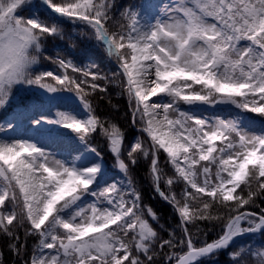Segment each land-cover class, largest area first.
<instances>
[{"label": "snow or ice", "instance_id": "obj_1", "mask_svg": "<svg viewBox=\"0 0 264 264\" xmlns=\"http://www.w3.org/2000/svg\"><path fill=\"white\" fill-rule=\"evenodd\" d=\"M5 21L54 65L26 84L86 115L40 117L73 137H0V264H264V0H0ZM49 38L68 48L45 55ZM110 86L123 129L90 99ZM141 158L176 224L144 204Z\"/></svg>", "mask_w": 264, "mask_h": 264}, {"label": "trees", "instance_id": "obj_2", "mask_svg": "<svg viewBox=\"0 0 264 264\" xmlns=\"http://www.w3.org/2000/svg\"><path fill=\"white\" fill-rule=\"evenodd\" d=\"M56 2H60V0H56ZM119 2V0H118ZM125 4L129 2V0H123ZM21 15L28 17V12H22ZM67 30L71 32L72 26L68 25ZM77 40L80 38L77 36ZM55 46V47H54ZM68 48V41L61 40L60 38H56L53 41L51 38L46 42V49L45 55L47 56H54L56 54L57 49H67ZM79 59V57H77ZM54 65L50 62V60L44 59L41 57L40 64H36L33 66L32 71H46L52 70ZM90 79V78H89ZM51 82V81H50ZM101 86H103V82H100ZM87 87V86H85ZM46 90L40 89L38 86L29 85L25 83H17L12 87L10 95L8 96L6 102L3 106H0V123L3 118L11 114L13 112H22L23 110L28 109L32 104L35 102H41L44 99V92ZM117 89L113 87H109L106 93H101L99 89L96 90L95 93L91 96V102L94 108L95 115L100 117L101 119H109L115 123L122 129L125 128V115L127 123L130 124L132 122V114L130 109L128 108V102L126 96H117L116 95ZM58 93H62L65 95H69L70 97L74 98L78 103L81 104L79 98L71 91H57ZM115 104L118 108L113 109L112 105ZM82 105V104H81ZM135 139V131L134 129H129L126 131L124 143L127 145V148L131 149V144L134 142ZM93 144L98 146L99 149L102 151V154L105 156V161L110 166H115L114 164V157L111 155L108 149V142L107 137L104 136L100 129L97 130L92 134ZM127 157V151L124 152V157ZM163 159V157H161ZM131 175L138 181L142 195L144 204L148 205L153 209L157 215L161 216L162 219L160 223H164L167 227V222L171 220V223L174 225L178 222V217L172 214L171 206L165 202L163 199L156 194L151 186V178L148 176V164L144 162L143 158H141L140 165L135 167L131 171ZM163 181L161 182V188L163 189ZM176 191H179L177 189ZM239 191V190H237ZM264 207V204L261 205ZM252 211V209H248ZM258 211V210H256ZM149 223L153 225L154 228H159V225L155 223L151 219V217H147ZM167 238L166 233H161ZM22 235V233H21ZM211 237H209L210 239ZM35 241L29 240L27 247L29 250V255L31 254V248ZM0 251H3V239L0 238ZM9 254L4 252V256L7 257ZM219 259L223 262L225 260L224 256L219 257ZM7 264H11V261L8 260Z\"/></svg>", "mask_w": 264, "mask_h": 264}, {"label": "rangeland", "instance_id": "obj_3", "mask_svg": "<svg viewBox=\"0 0 264 264\" xmlns=\"http://www.w3.org/2000/svg\"><path fill=\"white\" fill-rule=\"evenodd\" d=\"M44 101L35 102L28 109L22 112H14L7 115L1 125H11L6 131L7 137L3 132H0V137L10 139H26L35 142L40 141L42 137L48 135H60L73 137L70 130L61 128L56 124H49L40 117L55 116L56 111L70 113L76 117H83L86 115L80 103L65 94L53 92H44ZM36 121V123H34Z\"/></svg>", "mask_w": 264, "mask_h": 264}, {"label": "clouds", "instance_id": "obj_4", "mask_svg": "<svg viewBox=\"0 0 264 264\" xmlns=\"http://www.w3.org/2000/svg\"><path fill=\"white\" fill-rule=\"evenodd\" d=\"M38 63V51L16 32L14 24L0 23V99L7 98L15 84H26Z\"/></svg>", "mask_w": 264, "mask_h": 264}]
</instances>
